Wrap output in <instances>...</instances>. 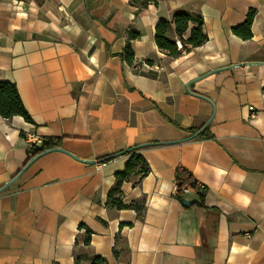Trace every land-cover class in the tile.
<instances>
[{"label": "crops", "instance_id": "crops-1", "mask_svg": "<svg viewBox=\"0 0 264 264\" xmlns=\"http://www.w3.org/2000/svg\"><path fill=\"white\" fill-rule=\"evenodd\" d=\"M177 9L208 38L171 56L153 27ZM0 81L32 119L0 116V264H264V0H0ZM33 136L60 144L31 156ZM135 146L148 172L120 192L141 213L107 200ZM178 166L204 207L175 197Z\"/></svg>", "mask_w": 264, "mask_h": 264}, {"label": "trees", "instance_id": "trees-1", "mask_svg": "<svg viewBox=\"0 0 264 264\" xmlns=\"http://www.w3.org/2000/svg\"><path fill=\"white\" fill-rule=\"evenodd\" d=\"M132 4L137 5V7L143 8L150 1L155 0H129ZM255 14L254 9H249L244 21L238 26L232 27V31L238 36L248 39L252 36L251 33V23ZM193 24L194 26L190 28L186 37L184 34L189 29V26ZM173 26L174 32L178 37L179 43L174 40H170L167 37V32L170 26ZM208 36L203 30V19L201 16L194 14L185 9H177L173 12L172 21H166L160 19L153 27V40L156 46L165 51L171 56L181 55L182 49L186 47H197L207 40ZM123 55L125 59H130L132 53L130 51V45L126 44L124 48ZM19 115L22 116L25 121L31 122L32 119L25 109L19 93L17 91L16 85L11 82L0 81V116L4 118H11L12 116ZM211 133L205 129L198 135L199 138L210 137ZM60 144L59 139L48 138L41 142L39 146L32 145L28 151L31 156H35L39 152L58 146ZM129 154V158L121 170L114 173L115 182L113 187L108 191L107 200L109 204L115 206L116 208H135L139 213H141L143 204L136 205L132 202L123 203L121 200L120 185L123 181L129 180L132 184H138L141 179L148 172V164L143 155L140 153L139 147L130 148L126 152ZM174 182H175V197L181 201L185 199V189L193 192L196 195V203L199 206L204 205V196L206 188H200L197 184L196 179L183 167L178 166L174 172ZM208 209V208H207ZM79 228H85V235L83 238V244H89V236L91 230L85 226L84 223L78 225ZM116 253V252H115ZM87 259V264H108L105 257L100 255H82L77 254L75 256V264H80L81 259Z\"/></svg>", "mask_w": 264, "mask_h": 264}, {"label": "built area", "instance_id": "built-area-1", "mask_svg": "<svg viewBox=\"0 0 264 264\" xmlns=\"http://www.w3.org/2000/svg\"><path fill=\"white\" fill-rule=\"evenodd\" d=\"M251 116L254 117V116H255V112H252V113H251ZM32 138H33V142H36V143H38V144H41V141L39 140L38 137L33 136ZM185 191H187V189H185Z\"/></svg>", "mask_w": 264, "mask_h": 264}, {"label": "water", "instance_id": "water-1", "mask_svg": "<svg viewBox=\"0 0 264 264\" xmlns=\"http://www.w3.org/2000/svg\"><path fill=\"white\" fill-rule=\"evenodd\" d=\"M193 201L192 200H189V199H182L181 200V203L184 205V206H188L189 204H191Z\"/></svg>", "mask_w": 264, "mask_h": 264}]
</instances>
